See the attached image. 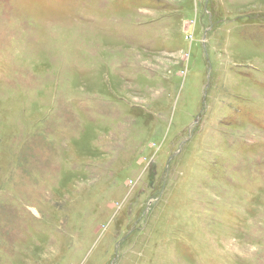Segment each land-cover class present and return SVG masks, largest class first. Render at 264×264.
<instances>
[{"label":"rangeland","instance_id":"374dc122","mask_svg":"<svg viewBox=\"0 0 264 264\" xmlns=\"http://www.w3.org/2000/svg\"><path fill=\"white\" fill-rule=\"evenodd\" d=\"M0 264H264V0H0Z\"/></svg>","mask_w":264,"mask_h":264}]
</instances>
